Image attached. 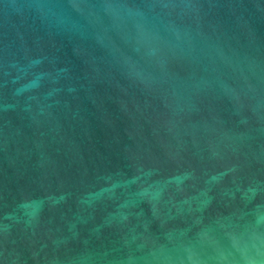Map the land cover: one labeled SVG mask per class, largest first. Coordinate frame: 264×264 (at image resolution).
<instances>
[{
	"label": "water",
	"instance_id": "obj_1",
	"mask_svg": "<svg viewBox=\"0 0 264 264\" xmlns=\"http://www.w3.org/2000/svg\"><path fill=\"white\" fill-rule=\"evenodd\" d=\"M0 264H264V0H0Z\"/></svg>",
	"mask_w": 264,
	"mask_h": 264
}]
</instances>
